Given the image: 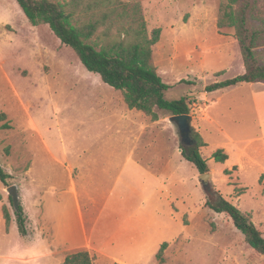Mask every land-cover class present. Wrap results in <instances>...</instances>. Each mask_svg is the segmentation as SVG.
Returning a JSON list of instances; mask_svg holds the SVG:
<instances>
[{"label": "rangeland", "instance_id": "1", "mask_svg": "<svg viewBox=\"0 0 264 264\" xmlns=\"http://www.w3.org/2000/svg\"><path fill=\"white\" fill-rule=\"evenodd\" d=\"M125 1L140 4L148 34L161 31L153 64L170 86L165 100L187 99L206 143L210 193L179 152L188 144L168 112L156 109L153 122L128 110L47 25L31 26L14 0H0V165L9 175L0 182V264H62L77 251L92 264H264L229 217L207 206L220 195L264 237V85L205 92L244 73L233 29L216 27L221 0ZM220 145L223 167L211 159Z\"/></svg>", "mask_w": 264, "mask_h": 264}, {"label": "trees", "instance_id": "2", "mask_svg": "<svg viewBox=\"0 0 264 264\" xmlns=\"http://www.w3.org/2000/svg\"><path fill=\"white\" fill-rule=\"evenodd\" d=\"M14 1L31 26L47 25L60 43L75 53L87 72L98 75L104 84L120 91L127 109L141 112L153 122L158 120L156 109L171 116L189 114L186 98L165 100L170 86L158 76L152 59V47L158 43L161 31L155 29L147 33L139 3L125 0ZM216 27L233 29L244 73L210 84L205 92L238 84L264 85V0H221ZM3 118L1 114L0 121ZM189 139V144L182 149V157L199 174L208 173L207 161L200 153L206 143L192 128ZM211 159L222 164L228 156L223 149H217ZM8 178L0 165V182L4 186ZM9 201L12 204L10 197ZM207 206L216 214L228 216L246 244L264 255V237L249 214L218 194ZM13 212L19 236L27 237V217L22 205L13 207ZM2 218L7 231L10 217L5 207ZM165 246L163 243L157 253L159 260ZM62 264H92V258L86 251H77L66 255Z\"/></svg>", "mask_w": 264, "mask_h": 264}, {"label": "water", "instance_id": "3", "mask_svg": "<svg viewBox=\"0 0 264 264\" xmlns=\"http://www.w3.org/2000/svg\"><path fill=\"white\" fill-rule=\"evenodd\" d=\"M191 121H192V117L189 114L176 115V116H171L169 118V122H171L177 127L180 138H181V142L183 144L184 143L188 144L189 142V136H190V131H191ZM179 152L181 153L182 150L179 149ZM210 177H211L210 172L205 173V174H200L199 176L202 189L206 194H209L211 190L210 184H209ZM6 192L12 201L13 207L17 208L19 205V195H18L17 188L15 186H10L6 189Z\"/></svg>", "mask_w": 264, "mask_h": 264}, {"label": "crops", "instance_id": "4", "mask_svg": "<svg viewBox=\"0 0 264 264\" xmlns=\"http://www.w3.org/2000/svg\"><path fill=\"white\" fill-rule=\"evenodd\" d=\"M256 84H260V83H256ZM256 84H251V85H256ZM128 110H129V109H128ZM131 111H132V110H131ZM199 135H200L201 138H202L201 133H200ZM202 139H203V138H202ZM203 141H204V140H203ZM219 149H223V151L225 152V148H224V146H221V145H220ZM225 153H226V152H225ZM227 156H228V155H227ZM227 160H228V159H227ZM227 160H226V161H227ZM226 161H225V162H226ZM225 162H224V163H225ZM224 163H222V164L219 163V164L222 165V167H223V164H224ZM217 164H218V163H217ZM224 171H225V170H224ZM2 220H3V218H2ZM3 224H4V221H3ZM4 228H5V226H4ZM33 235H34L35 238H38V236H39V232H38V236H37V233H36V232L33 233ZM39 253H41V252H39ZM64 258H65V257H64ZM64 258H63V261H64Z\"/></svg>", "mask_w": 264, "mask_h": 264}, {"label": "flooded vegetation", "instance_id": "5", "mask_svg": "<svg viewBox=\"0 0 264 264\" xmlns=\"http://www.w3.org/2000/svg\"><path fill=\"white\" fill-rule=\"evenodd\" d=\"M189 141H190V139H189ZM188 144H189V142H188Z\"/></svg>", "mask_w": 264, "mask_h": 264}]
</instances>
